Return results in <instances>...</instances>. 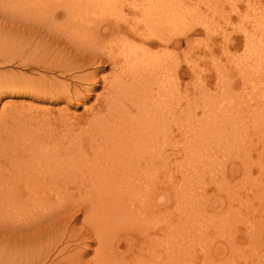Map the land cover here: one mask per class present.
Masks as SVG:
<instances>
[{
    "label": "bare ground",
    "instance_id": "6f19581e",
    "mask_svg": "<svg viewBox=\"0 0 264 264\" xmlns=\"http://www.w3.org/2000/svg\"><path fill=\"white\" fill-rule=\"evenodd\" d=\"M184 1H130L126 6L121 2V11L118 8L115 16L109 9L113 17L107 19L102 13L110 1L0 0L1 66L17 62L63 77L92 69L74 76L72 86L26 77L21 71L0 72V92L12 93L18 87L21 93L34 91V97L65 103L56 112L31 108L23 114L15 109L3 117L18 128H0V264H162L165 261L157 259L162 251L165 264H175L177 213L160 212L158 193L159 179L166 176L161 164L178 154L176 86L181 61L174 49L178 38L188 37L197 25L174 13ZM120 13L124 19H117ZM261 17V23L253 19L251 27L242 30L241 38L245 50L264 58L262 13ZM205 33L213 44L216 35ZM192 42L187 41L186 49ZM156 46L164 52L152 54ZM106 65L111 75L98 78V68ZM257 69L254 78L244 80L250 87L246 103L230 111L233 119L234 110L250 116L256 132L254 100L264 82L261 59ZM217 74L216 84L224 88L226 80L221 71ZM99 82L102 92L86 105ZM72 100L83 105L82 114L68 112ZM223 124L203 116L197 132L185 135L183 151L195 163L207 159L197 152L206 150L200 146L213 139V132L222 135ZM239 130L233 138L242 145ZM185 194L173 190L175 206ZM162 232L168 236L164 242ZM124 235L136 243L130 256H120Z\"/></svg>",
    "mask_w": 264,
    "mask_h": 264
},
{
    "label": "rangeland",
    "instance_id": "374dc122",
    "mask_svg": "<svg viewBox=\"0 0 264 264\" xmlns=\"http://www.w3.org/2000/svg\"><path fill=\"white\" fill-rule=\"evenodd\" d=\"M107 1H110L109 3L113 6ZM130 1L140 3L144 0H104L110 8L107 6L108 9H106L104 6L106 11L102 13L101 4L98 11L102 10L98 15L103 14L102 17H104L106 13L108 14L107 19H112L113 16L108 10L112 9L110 13L113 12L116 16V10L123 4L126 6ZM156 1L167 0H153V2ZM185 1L180 5L181 8L174 10V13L180 16L181 20L194 19L193 23L197 25L195 31L188 37L178 38V44L174 49L178 60L181 61L176 86L178 119L175 133L178 140V154L175 157L171 156L168 160L166 158L161 164L163 165L162 173L166 176L159 179L161 185L158 193L160 212L176 210L177 213V219H175L178 229L177 258L173 262L175 264H264V166L263 169L260 168V165H264V96H261L264 95V82L258 85L254 100L257 132L251 126L253 121L250 116L244 118L237 110L233 111V114L237 115L236 119H233V115L230 114V111L237 105L246 103V96L250 95V87L244 81L245 77L254 78L259 70L257 68L260 59L264 63V58L245 50L241 38L242 30H248L255 19L261 23V13L264 18V0ZM174 2L178 3L177 0H172V3ZM258 10H261L260 16ZM257 15L260 19L256 17ZM122 17L120 13L117 19H124ZM201 22L205 25V29L200 26ZM205 30L216 35L214 45L207 39ZM188 40L193 42L190 48L186 49ZM232 41L234 43L238 41L240 44L236 48L220 47L222 44L224 47L233 44ZM211 46L214 49L208 51L207 48ZM151 52L160 54L164 51L160 46H156ZM248 52L251 54L249 55ZM4 65H0L1 73L21 71L26 77L45 78L53 82L63 81L68 86L74 84V76L92 71L88 68L66 74L63 77L40 67H20L17 62ZM218 71H221L226 80L227 86L225 85L224 88L216 84V80L219 79ZM111 72L110 65H106L99 67L96 74L98 78H101L110 76ZM228 81L231 82V87ZM99 84L100 86L97 87L91 99L85 103L86 105L94 100L95 94L102 92L103 83L99 82ZM16 88L17 90L13 89L12 93L0 92V128L2 127L3 130L8 129V126H12L13 129L18 128L17 125H12V119L9 121L3 119L9 111L16 109L17 113L21 111L25 114L27 110L33 108L35 111L48 109L56 112V109L65 106L62 101L55 103L45 96H32L31 94H35L34 91L21 93L22 89ZM78 88L81 87L78 86ZM72 89L73 87L71 91ZM46 96L50 95L46 94ZM247 100L252 101V99ZM74 102L72 100L67 107L68 112L82 114L83 105H76ZM3 105H8L4 111L1 108ZM9 105L13 109L9 108ZM226 115L231 117H226ZM243 115L245 116L246 113ZM203 116L213 119L218 124L223 122L224 124L220 128L222 135L218 136L213 132V139H208V143L200 146L205 147L206 150L203 149L201 153L197 152L199 155L206 156L207 159L195 163L191 156L183 151L186 142L185 135L193 131L197 132L196 128ZM238 128H240L238 133L241 136L242 145L233 138ZM243 147L246 148L243 150ZM236 156L243 161L236 159ZM244 164L245 170L242 169ZM248 171H251L250 174ZM177 188L180 192L186 191V194L183 200L178 201L175 206L173 190ZM84 209L77 216V226L84 213L87 212V207ZM123 237L120 239L122 246L118 248L122 253L120 256H130L135 250L136 243L134 240L126 241L128 235ZM159 237L163 242L168 239L165 232H162ZM91 246L92 249L95 247L94 244ZM162 252L160 259H157L160 263L162 261L166 263L165 252ZM91 254L92 251H89L87 257Z\"/></svg>",
    "mask_w": 264,
    "mask_h": 264
}]
</instances>
